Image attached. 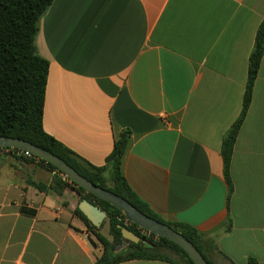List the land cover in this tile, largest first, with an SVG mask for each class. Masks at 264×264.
Masks as SVG:
<instances>
[{
    "label": "crops",
    "instance_id": "obj_1",
    "mask_svg": "<svg viewBox=\"0 0 264 264\" xmlns=\"http://www.w3.org/2000/svg\"><path fill=\"white\" fill-rule=\"evenodd\" d=\"M263 20L264 0H54L36 38L50 63L45 132L104 167L129 130L121 171L130 189L165 222L202 235L213 264H264V57L230 184L222 156ZM56 176L66 182L0 150V264H96L103 255L76 214L80 193H55Z\"/></svg>",
    "mask_w": 264,
    "mask_h": 264
},
{
    "label": "trees",
    "instance_id": "obj_2",
    "mask_svg": "<svg viewBox=\"0 0 264 264\" xmlns=\"http://www.w3.org/2000/svg\"><path fill=\"white\" fill-rule=\"evenodd\" d=\"M53 2L54 0H0V136L27 141L60 157L95 185L126 199L145 215L170 226L185 236L197 247L207 262L213 264L203 251L202 235L189 226L165 222L130 189L121 171L123 157L131 136L129 130L124 131L115 142L114 149L104 167L89 164L45 132L43 118L50 63L38 53L36 38L40 21ZM263 57L264 20L257 31L255 46L249 59L248 82L242 113L223 141L222 156L225 177L229 184L232 155L252 103L254 86ZM3 150L17 151L10 148ZM31 160L39 161L59 175H64L43 160L36 157ZM67 187H75L81 195V200L90 201L112 218L114 241L110 242L100 235L99 229L95 228L80 210L76 211L104 247L103 255L96 264H118L129 260L154 259L174 263L169 257L156 252L161 249L179 256L180 261L176 264H194L189 255L175 243L150 233L151 237H146L142 234L145 231L130 223L119 209L91 195L69 179L65 182L59 176L54 177L51 189L55 193L62 194ZM119 226L126 227L141 236L146 243L126 242ZM124 244L127 245L126 252L117 253V248ZM249 264H256V262L252 260Z\"/></svg>",
    "mask_w": 264,
    "mask_h": 264
},
{
    "label": "water",
    "instance_id": "obj_3",
    "mask_svg": "<svg viewBox=\"0 0 264 264\" xmlns=\"http://www.w3.org/2000/svg\"><path fill=\"white\" fill-rule=\"evenodd\" d=\"M7 148L27 152L34 157L53 165L75 185L119 209L130 223L137 225L139 228L150 234L168 239L178 245L189 255L194 264H209L197 247L185 236L176 232L170 226L145 215L126 199L95 185L80 175L60 157L27 141L0 136V149ZM79 209L87 217L90 223L95 228L99 229L101 236L110 242L114 241V235L112 234V218L110 216L88 200H83L79 205ZM119 229H121L123 238L126 242L135 244L140 242L146 243L145 239L128 228L119 226Z\"/></svg>",
    "mask_w": 264,
    "mask_h": 264
},
{
    "label": "rangeland",
    "instance_id": "obj_4",
    "mask_svg": "<svg viewBox=\"0 0 264 264\" xmlns=\"http://www.w3.org/2000/svg\"><path fill=\"white\" fill-rule=\"evenodd\" d=\"M64 176V175H63ZM66 179H68L66 176H64ZM142 234L143 235H145L146 237H151V235L148 233V232H142ZM122 246H124V248L127 250V245L125 246V245H122ZM122 246H119V247H122ZM123 248V249H124ZM126 250H121L120 252H118L117 250H116V252L117 253H125L126 252ZM157 253H159L160 255H164V256H166V257H169L170 259H175V260H177L178 262L180 261V258H179V256H177L175 253H173V252H171V251H166V250H163V249H161L160 251H156ZM155 252V253H156Z\"/></svg>",
    "mask_w": 264,
    "mask_h": 264
},
{
    "label": "built area",
    "instance_id": "obj_5",
    "mask_svg": "<svg viewBox=\"0 0 264 264\" xmlns=\"http://www.w3.org/2000/svg\"><path fill=\"white\" fill-rule=\"evenodd\" d=\"M0 150H3V149H0ZM14 153L20 157H25L27 159H34L35 158L33 155H31L27 152L21 151V150H17V151L14 150Z\"/></svg>",
    "mask_w": 264,
    "mask_h": 264
}]
</instances>
